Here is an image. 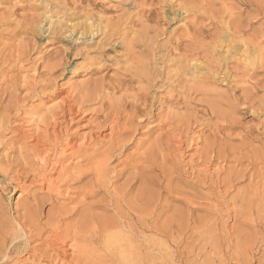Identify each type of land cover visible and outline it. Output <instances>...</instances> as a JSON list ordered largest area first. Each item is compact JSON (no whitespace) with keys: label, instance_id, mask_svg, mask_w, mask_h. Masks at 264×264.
<instances>
[{"label":"rangeland","instance_id":"rangeland-1","mask_svg":"<svg viewBox=\"0 0 264 264\" xmlns=\"http://www.w3.org/2000/svg\"><path fill=\"white\" fill-rule=\"evenodd\" d=\"M0 258L264 264V0H0Z\"/></svg>","mask_w":264,"mask_h":264},{"label":"bare ground","instance_id":"bare-ground-1","mask_svg":"<svg viewBox=\"0 0 264 264\" xmlns=\"http://www.w3.org/2000/svg\"><path fill=\"white\" fill-rule=\"evenodd\" d=\"M129 76V75H128ZM122 100V99H121ZM145 100V99H144ZM120 101V100H119ZM129 102V101H128ZM68 105V102H66L65 100H62V103L60 104V106H59V110L60 111H62V112H64L65 111V109H66V106ZM102 105H104V103L102 104ZM125 106H127V105H125ZM115 107V109L116 110H119L120 108H121V106H119V105H115L114 106ZM151 108V107H150ZM122 109V108H121ZM120 109V110H121ZM149 109V108H148ZM115 110V111H116ZM138 111V110H137ZM146 111V110H145ZM112 112V111H111ZM114 112V111H113ZM115 113V112H114ZM121 113V112H120ZM139 113V112H138ZM112 114V113H111ZM116 114H117V112H116ZM147 118H149L150 120H154V119H156V118H158L159 117V114H153L152 113V111H150L147 115H145ZM118 117V116H117ZM132 120V119H131ZM131 120H129V123L131 122ZM171 121V120H170ZM170 121H168L169 123H170ZM113 122V121H112ZM118 123V122H117ZM132 123H133V121H132ZM131 123V124H132ZM172 123V122H171ZM134 124V123H133ZM166 124H167V122H166ZM117 125H119V124H115V126H113V127H111L110 128V131H111V135H114L113 133H115L114 132V130H116L117 129ZM129 126H130V124H128ZM128 125H126L124 128H122V126H121V128H122V131L124 130V132H129L130 133V131H131V126H130V128H128ZM172 125V124H171ZM170 125V126H171ZM135 126V125H134ZM167 126V125H166ZM163 127V126H162ZM165 127V126H164ZM167 127H169V125L167 126ZM107 129H108V127H107ZM170 129V128H169ZM172 129V128H171ZM170 129V130H171ZM121 130V129H120ZM101 132H102V130H101ZM119 134H121V133H119ZM133 134H134V132H133ZM40 138V137H39ZM64 139V138H63ZM60 140V139H59ZM131 143L132 142V138H129L126 142H124V143ZM52 143V142H51ZM54 143V142H53ZM124 143H121V145H120V147L121 148H123V147H125V145H124ZM155 143V142H154ZM45 144V143H44ZM46 144H47V142H46ZM117 144V143H116ZM115 144V145H116ZM172 144V143H171ZM58 145V144H57ZM56 144H55V146L54 145H52V146H50V145H42L41 144V141L40 140H37V145H35V149L32 151V153H33V158H34V161L36 160L37 162V164L40 166V165H45L46 163H47V161H49L48 160V158H49V156H50V154L52 155L53 153H54V151H55V149H57L56 148V146H57ZM114 146V145H113ZM154 146V145H153ZM75 145H74V139L73 138H71V137H65V139L64 140H62V142L60 143V145L58 146V149H60V153H61V156H63L64 158H74L75 157V155H76V149H75ZM118 148V147H117ZM152 148V147H151ZM154 148H156V147H154ZM116 149V148H115ZM110 150H112V149H110ZM109 150V151H110ZM119 150V149H118ZM150 150V149H149ZM112 151H114V150H112ZM116 152V151H115ZM159 152V151H158ZM109 153V152H108ZM115 154V153H114ZM147 154V153H146ZM113 155V154H112ZM148 155V154H147ZM52 156H54V155H52ZM57 156V155H56ZM107 156V155H106ZM108 156H109V154H108ZM133 157V156H132ZM148 157V156H147ZM149 157H150V154H149ZM148 157V158H149ZM153 157H156V155L154 156L153 155ZM152 156L150 157L151 159L153 158ZM53 158V157H52ZM108 158V157H107ZM111 158H113V157H110L109 159H107V161L106 162H104V159L101 161V162H103V163H101V162H99L98 164H97V167H95L94 168V170L96 171V174H97V176H98V180H96V183H97V185L98 186H92L91 187V190L89 191V194H86V196H89V195H92V194H94L95 193V191H94V189H98V187H99V189H101V187H103V188H105L106 189V191H107V188L109 187H105V185L103 186V184L101 183V178H103L104 176H105V174H106V168H107V164H108V161L109 160H111ZM149 158V159H150ZM51 160V159H50ZM154 160V159H153ZM136 162V161H135ZM138 162V161H137ZM145 162H146V159H145ZM147 162H148V160H147ZM149 162H151V160L149 161ZM148 162V163H149ZM142 165H144V164H142ZM153 165V164H152ZM156 164L154 163V165L153 166H155ZM46 166V165H45ZM48 166V165H47ZM44 167V166H43ZM47 168V167H46ZM144 168V167H143ZM146 168V167H145ZM149 168H150V166H149ZM149 168H146V169H149ZM153 168V167H152ZM89 169V168H88ZM92 170V169H91ZM145 170V169H144ZM153 170V169H152ZM45 171V170H44ZM96 176V175H95ZM44 178V177H43ZM108 180V179H107ZM108 182V181H107ZM95 184V183H94ZM149 189V188H148ZM152 192V191H151ZM150 192V193H151ZM107 193V192H106ZM143 193V192H142ZM146 193V192H145ZM148 193V195H149V192H147ZM146 193V194H147ZM153 193V192H152ZM151 193V194H152ZM150 194V195H151ZM145 195V194H144ZM149 195V196H150ZM153 196V195H152ZM152 196H150L151 198H152ZM145 198V197H144ZM142 199H143V197L142 196H140L139 197V201H142ZM148 199V198H147ZM147 199H144V200H147ZM150 199V198H149ZM138 201V200H137ZM148 201V200H147ZM146 204H148V202L146 203ZM141 206V207H140ZM144 205H137L136 207H138L139 209H141L142 210V207H143ZM121 218V217H120ZM122 219V218H121ZM121 219H119L120 220V223H121ZM96 220H98V219H96ZM107 221H108V219H106ZM105 222L104 220L102 221V223H103V225L106 227L107 226V224L108 225H110L111 223H113V222ZM117 221V220H116ZM99 222V221H98ZM118 222V221H117ZM116 223V222H115ZM95 224H96V222H95V219H94V216H92V215H87L86 216V218H84L83 219V225H84V228L86 229V231L89 233V232H91V231H93L94 230V226H95ZM120 225V224H119ZM111 226V225H110ZM110 226H109V228H110ZM115 226H117V225H113V228H115ZM122 226V225H121ZM20 228H19V230H15L14 232H13V234L11 235V236H13V238L10 240V242H11V246L13 245V243L14 242H17L18 240H22L25 236H26V231H25V229H24V226L22 225V224H20V226H19ZM103 228V227H102ZM126 228V227H125ZM104 229V228H103ZM128 230V229H127ZM111 232H109V231H107V239H106V244L107 245H110L111 243H120L122 240H124V239H126V232H125V230H124V228H122V227H120V228H116V230H110ZM60 238V237H59ZM59 238H58V232H57V230H53L52 232H51V235H50V237H49V241L47 242V244H48V246H49V250H51L53 253H54V255H56L57 257H63L62 255H64V254H66V247H67V244L66 243H64V244H62V243H59ZM79 238V237H78ZM26 239V238H25ZM129 239V238H128ZM28 243V242H27ZM26 244V243H25ZM20 242L18 241L17 242V244H14L13 246H12V248H16V247H19L20 248ZM116 245V244H115ZM125 245V244H124ZM131 245V244H130ZM25 246H27V245H25ZM134 247V246H133ZM70 250L71 249H78V247H76V246H71L70 248H69ZM121 249V248H120ZM8 250V249H7ZM79 250V249H78ZM39 251V250H38ZM72 251V250H71ZM62 254V255H61ZM6 257V253L4 254V256H2L1 258H5ZM65 257V256H64ZM121 257V256H120ZM0 258V259H1ZM64 259V258H63Z\"/></svg>","mask_w":264,"mask_h":264}]
</instances>
